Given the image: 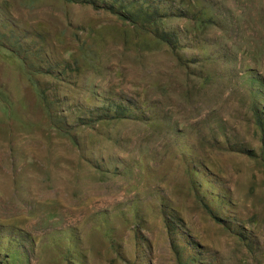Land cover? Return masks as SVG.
<instances>
[{
	"label": "rangeland",
	"instance_id": "1",
	"mask_svg": "<svg viewBox=\"0 0 264 264\" xmlns=\"http://www.w3.org/2000/svg\"><path fill=\"white\" fill-rule=\"evenodd\" d=\"M112 2L0 0V264H264V5L178 58Z\"/></svg>",
	"mask_w": 264,
	"mask_h": 264
},
{
	"label": "trees",
	"instance_id": "2",
	"mask_svg": "<svg viewBox=\"0 0 264 264\" xmlns=\"http://www.w3.org/2000/svg\"><path fill=\"white\" fill-rule=\"evenodd\" d=\"M66 2L75 3V4H88L95 6L96 0H64ZM148 3L147 7L143 8L141 5H133L132 0H113L111 5L107 6V10L115 14L121 19L127 20L135 28L143 31L148 34L155 42L161 44L168 48V50L175 54L177 57L178 52L182 48L181 43V32H178L177 29H167L164 27L166 20L172 18H183L188 22L193 23V29L195 33L205 30L207 24H214L215 22L225 20V12L229 11L223 5H227L229 0H184L180 3L186 5L184 7H173L165 2L167 5H160L159 2L149 3L150 1L145 0ZM234 2V1H233ZM260 5H264V0H259ZM118 4V5H116ZM231 27V26H228ZM227 28V27H226ZM193 31V32H194ZM204 32V31H203ZM202 32V33H203ZM232 28L226 29V34L232 33ZM196 37L195 40L196 41ZM191 41V40H189ZM201 45L196 43L195 48L201 49L204 45H218L216 41L213 44H207L203 41ZM234 44V43H233ZM188 49H193L192 46H187ZM260 54H253L251 57V62L254 65L260 64ZM179 58V57H178ZM122 110L119 111L120 118H122Z\"/></svg>",
	"mask_w": 264,
	"mask_h": 264
}]
</instances>
